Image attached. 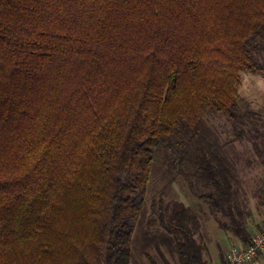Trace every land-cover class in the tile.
<instances>
[{
  "label": "trees",
  "instance_id": "1",
  "mask_svg": "<svg viewBox=\"0 0 264 264\" xmlns=\"http://www.w3.org/2000/svg\"><path fill=\"white\" fill-rule=\"evenodd\" d=\"M247 73L264 75V0H0V264H132L159 161L249 246L261 226L206 121L261 151ZM152 212L143 251L208 264L197 213Z\"/></svg>",
  "mask_w": 264,
  "mask_h": 264
},
{
  "label": "rangeland",
  "instance_id": "2",
  "mask_svg": "<svg viewBox=\"0 0 264 264\" xmlns=\"http://www.w3.org/2000/svg\"><path fill=\"white\" fill-rule=\"evenodd\" d=\"M238 93L241 96V104H246L248 108L258 112L264 123V75L243 74ZM242 110L245 108L243 107ZM206 121L215 131L220 143L225 145L229 156L237 166L240 179L239 199L246 203L249 227L255 229L256 225L264 220V203L262 202L264 199V147L261 145V151L257 152L248 140H236L231 124L223 116L210 115ZM262 130L264 131V128ZM167 169V166L161 165L159 161L152 171L146 196L145 215L142 224L137 228V236L133 240L132 264H150L147 254L160 263L165 259L171 264H179L177 256L164 244L158 243V249L153 243L143 251L145 245V240L142 239L143 232L149 230L157 234L158 231H162L158 222H152L156 219V214L152 212V205L160 199L164 201L165 205L172 202H182L200 217L201 226L197 231V238L205 245L204 257L208 264H216L219 256L225 254L224 259L231 247L244 248L243 243L232 233L219 227L208 204L190 191L188 183L182 175L178 174L176 170L170 169L171 171H168ZM263 227L264 224L261 229ZM248 264H264V256L259 254Z\"/></svg>",
  "mask_w": 264,
  "mask_h": 264
},
{
  "label": "built area",
  "instance_id": "3",
  "mask_svg": "<svg viewBox=\"0 0 264 264\" xmlns=\"http://www.w3.org/2000/svg\"><path fill=\"white\" fill-rule=\"evenodd\" d=\"M263 250L264 227L253 236L251 243L246 248L231 247L220 264H248L257 258Z\"/></svg>",
  "mask_w": 264,
  "mask_h": 264
},
{
  "label": "crops",
  "instance_id": "4",
  "mask_svg": "<svg viewBox=\"0 0 264 264\" xmlns=\"http://www.w3.org/2000/svg\"><path fill=\"white\" fill-rule=\"evenodd\" d=\"M263 224H264V220L263 221H261V223H259L258 225H260L261 227L263 226ZM229 249V248H228ZM225 255V254H224ZM223 255V256H224ZM223 256H219V258L217 259V261H216V264H219V262L223 259Z\"/></svg>",
  "mask_w": 264,
  "mask_h": 264
}]
</instances>
